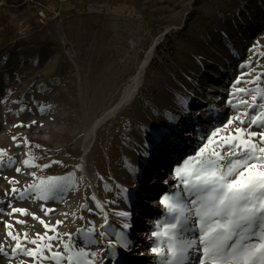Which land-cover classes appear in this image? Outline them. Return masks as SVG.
I'll return each instance as SVG.
<instances>
[{
  "label": "rangeland",
  "instance_id": "obj_1",
  "mask_svg": "<svg viewBox=\"0 0 264 264\" xmlns=\"http://www.w3.org/2000/svg\"><path fill=\"white\" fill-rule=\"evenodd\" d=\"M151 49L139 94L98 130L85 161L87 177L86 131L117 102ZM262 73L264 0H0V247L8 253H0V264H34L32 257L11 255L17 241L9 231L34 250L37 245L26 243L25 233L41 247L59 233L51 251L67 255L65 244L82 246L78 230L92 228L99 239L105 217L108 224L130 223L132 248L112 249L107 256L98 251L96 264L153 255L149 238L165 211L162 204L153 217L142 211L176 191L175 165L183 167L207 137L220 151L221 139L244 135L237 129L261 131L239 120L225 125L237 115L230 100L252 103L255 95L256 103L264 104ZM241 88L253 91L243 96ZM161 134L169 135L164 144L172 146L164 164L157 161ZM179 142L186 145L180 154ZM49 178L59 186L46 198L35 189L25 192L26 198L11 192ZM156 180L163 188L153 195L147 189ZM13 207L27 214H10ZM44 255H50L47 248ZM148 263L155 264L156 257Z\"/></svg>",
  "mask_w": 264,
  "mask_h": 264
},
{
  "label": "snow or ice",
  "instance_id": "obj_2",
  "mask_svg": "<svg viewBox=\"0 0 264 264\" xmlns=\"http://www.w3.org/2000/svg\"><path fill=\"white\" fill-rule=\"evenodd\" d=\"M252 91L239 89L243 96ZM251 99L252 103L246 99L229 101V105L237 110V115L230 118L225 127L239 120L241 125L260 128L259 133L243 127L237 129V132L244 135L221 139L218 145L220 151L210 147L213 140L207 137V143L196 155L186 159L183 167L176 168L179 181L177 191L161 198L166 219L156 222L149 238L150 251L157 258V264H189V260L193 259L192 253H195V264H264V104H257L258 98L255 95ZM241 109L246 110L241 112ZM217 132L219 129L211 136L215 137ZM257 136L258 141L253 139ZM16 139L13 137V140ZM166 139V134H161V142ZM20 171V168H16L17 173ZM9 183L12 181L9 180ZM58 186L59 182L55 178H49L39 185H28L23 191L12 188L11 192H19V198H26L25 192L35 189L46 198ZM14 213L27 214V210L13 207L10 214ZM118 215L125 220L130 217L128 212H119ZM33 218L40 220L36 216ZM40 223L46 230L55 231L56 226L48 225L43 220ZM56 223L59 225L63 221ZM5 226L12 227L9 224ZM108 227L110 225L105 217L99 239L92 228L78 230L82 246L65 244L67 255L51 251V241L59 239V233L48 237L49 243L43 247L38 245L36 239L29 241L25 233V242L37 245L35 250L22 246L18 235H13L11 231L7 236L17 241L11 249V255L32 257L34 264L46 259L55 261V264H62L64 260L67 264H96L98 251L102 256H107L116 244L122 249L132 248L125 235L131 227L130 223H123L120 226L122 231L116 233L105 231ZM186 232H195L197 235L186 239ZM44 235L47 236V231ZM64 235L71 239V234ZM40 239L43 240L44 236ZM105 243L107 246L102 251L93 248L94 245ZM45 248L49 256L44 255ZM0 253L8 255L3 247H0Z\"/></svg>",
  "mask_w": 264,
  "mask_h": 264
},
{
  "label": "bare ground",
  "instance_id": "obj_3",
  "mask_svg": "<svg viewBox=\"0 0 264 264\" xmlns=\"http://www.w3.org/2000/svg\"><path fill=\"white\" fill-rule=\"evenodd\" d=\"M153 53H154V50L151 49L149 51L148 55L146 56L145 60L142 62L141 66H140L139 70L137 71V73L135 74V76L130 80L129 84L123 89L121 96L117 100V102H115L111 107L106 109L99 117H97L95 119V121L90 125L88 130L86 131V140H85V143L83 144V151H84L83 155H84L85 161L87 160L89 153L91 152V150L93 149V147L95 145L98 130L100 128H102V126L107 124L110 120L114 119L118 114H120L127 106H129L135 100V98L139 94V91L143 85V78H144L145 71L149 65V61L152 58ZM170 134L171 133H169V135ZM169 135L167 136V139L165 141H167L169 139L168 138ZM175 136H176V134H175ZM175 138H179V137H175ZM165 141L161 142V147H160L161 149L160 150H162L163 152H162V155H160L157 159V161L159 163H163V164L167 162V159L164 155L166 154V152L168 153L172 149V146H170L169 144H164ZM178 148H179V154H180V152H182L186 148V145L179 142ZM173 157H175V156H173ZM175 167L177 168L178 165H175ZM85 169H86L85 174L88 177V173H87L88 171H87L86 166H85ZM172 171H173V168H171L170 178L168 180V182H170V185H172V183H174L176 181V175H175V177H173ZM89 180H90V177H89ZM90 182H91V180H90ZM86 184L91 189V184H89V183H86ZM154 185H156V187H153ZM162 188H163V185H161V183H159L156 180L155 183L147 190H149L150 193H152L153 195H158V192H159L158 190H160ZM169 188H171V187H169ZM176 191H177V189H176ZM147 192L148 191H146V193ZM142 193H144V190ZM160 204L161 203H160L159 198L157 199L156 202L151 201L150 203H148V206L146 207V209H144L142 211L143 214L146 212V214H151V217L155 216L157 211H159L158 209H156V206H158ZM164 211H165V209H164ZM141 213L139 212L137 214V216L140 215ZM164 219H166L165 215L162 217V220H164ZM122 224H123V222L121 219L113 220L112 222L109 223L110 227L107 228L108 233H115L116 229H121L120 226ZM154 224H156L155 221H154ZM138 228H139L138 231L139 232L141 231V233H143L142 232L143 226L140 225ZM131 231H133L132 228H129L125 233L128 240L131 238V235L129 234V232H131ZM139 232L137 234H139ZM191 233H193V232H191ZM188 235H189V232H186L184 234L186 239H189ZM104 246L105 247L107 246L106 243L104 244ZM135 247L133 246L131 253L137 252V249ZM113 249L116 250V252L124 250V249L120 248V246L118 244L114 245ZM192 256L194 259L195 253H192ZM152 257H153V255H147V256L139 257L137 259H132V258L130 259L129 258L125 261H122L121 257L119 256L118 262H119V264H124V263L125 264H131V263H133V264H142V263L145 264L146 262H149V258H152ZM148 264H150V263H148ZM155 264H157V258H156ZM189 264H195V262H192V259H191V260H189Z\"/></svg>",
  "mask_w": 264,
  "mask_h": 264
},
{
  "label": "water",
  "instance_id": "obj_4",
  "mask_svg": "<svg viewBox=\"0 0 264 264\" xmlns=\"http://www.w3.org/2000/svg\"><path fill=\"white\" fill-rule=\"evenodd\" d=\"M82 166H83V170H84V172H86V169H85L86 162H85L84 155H83V158H82Z\"/></svg>",
  "mask_w": 264,
  "mask_h": 264
},
{
  "label": "trees",
  "instance_id": "obj_5",
  "mask_svg": "<svg viewBox=\"0 0 264 264\" xmlns=\"http://www.w3.org/2000/svg\"><path fill=\"white\" fill-rule=\"evenodd\" d=\"M158 49H159V47H158Z\"/></svg>",
  "mask_w": 264,
  "mask_h": 264
}]
</instances>
